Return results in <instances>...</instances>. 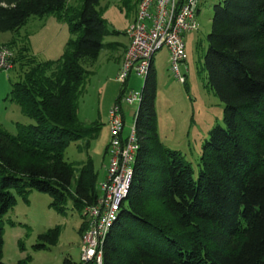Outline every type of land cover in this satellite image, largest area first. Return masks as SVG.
Listing matches in <instances>:
<instances>
[{"label": "trees", "instance_id": "16d2710c", "mask_svg": "<svg viewBox=\"0 0 264 264\" xmlns=\"http://www.w3.org/2000/svg\"><path fill=\"white\" fill-rule=\"evenodd\" d=\"M69 1L0 0L2 32H18L31 16L55 14L76 36L56 60L26 56V48L15 53L14 65L27 69L11 96L36 122H18L16 133L0 122V264H6L1 221L16 203L13 188L49 193L55 206L72 196L82 211L99 195L91 157L75 176L65 153L98 128L85 125L78 111L87 66L107 46L108 31L101 0ZM204 66L225 104L224 125L204 142L196 178L183 155L159 139L152 63L136 121L135 174L106 239L104 264H264V0L214 5ZM57 236L58 229L46 234L51 242ZM65 264L80 263L66 258Z\"/></svg>", "mask_w": 264, "mask_h": 264}, {"label": "rangeland", "instance_id": "374dc122", "mask_svg": "<svg viewBox=\"0 0 264 264\" xmlns=\"http://www.w3.org/2000/svg\"><path fill=\"white\" fill-rule=\"evenodd\" d=\"M70 5L80 6L82 0H70ZM136 0H101L99 8L106 21L105 42L124 40L123 32L134 15ZM204 4L199 16V29L184 37L186 60L181 70H186L187 83L176 78L163 48L155 54L157 132L161 143L177 150L190 163L194 177L200 172V158L204 142L216 125H224V102L208 84L204 56L208 48L214 5ZM119 31L113 34L112 31ZM72 35L66 21L55 14L31 16L18 32L0 31V47L6 46L18 52L24 49L26 56L37 60H56L66 49ZM15 39V43L11 40ZM11 42V43H9ZM27 52V53H26ZM121 49L105 47L83 84L80 97L79 118L87 126L98 128L94 137L72 141L65 156L73 163L75 176L88 157H91L96 178V189L101 190L109 163L106 148L110 139L108 116L110 109L120 99L124 90L141 92L145 77L131 75L128 85L117 80L123 62ZM27 66L17 63L13 68L0 70V122L12 133L17 132V123L33 124L35 119L26 115L17 101L12 99L14 82L18 81ZM132 117L126 118L125 133L129 132ZM90 139L87 145V140ZM16 195V203L5 214L1 223L4 227V243L1 259L6 264H65L70 258L75 263L82 261L81 239L87 227L84 211L75 207L73 197H67L59 206L52 205L53 197L46 192L30 189ZM58 229V236L51 242L46 237ZM40 245V246H39ZM90 264H97L92 262Z\"/></svg>", "mask_w": 264, "mask_h": 264}, {"label": "built area", "instance_id": "2783aa9c", "mask_svg": "<svg viewBox=\"0 0 264 264\" xmlns=\"http://www.w3.org/2000/svg\"><path fill=\"white\" fill-rule=\"evenodd\" d=\"M199 0H140L135 21L127 33L130 43L125 51L117 80L128 85L131 75H148L154 54L167 48L171 68L179 82L187 83L184 36L199 29ZM15 52L0 47V70L13 68ZM142 101V91H123L110 109L108 124L110 139L106 148L109 163L97 199L84 208L87 227L81 239L82 261L104 264L106 239L118 220L122 204L130 194L135 162L140 148L136 121ZM133 123L125 133L126 118Z\"/></svg>", "mask_w": 264, "mask_h": 264}, {"label": "crops", "instance_id": "0c3cea01", "mask_svg": "<svg viewBox=\"0 0 264 264\" xmlns=\"http://www.w3.org/2000/svg\"><path fill=\"white\" fill-rule=\"evenodd\" d=\"M220 0H199V7H198V16H197V18H199V16H200V14H201V12H202V10H203V7H204V4H207V3H210V2H219ZM137 11H138V6L136 5V7H135V12H134V15L132 16V18L130 19V23H129V26L135 21V19H136V16H137ZM199 20V19H198ZM129 26L127 25L126 26V29H125V31L123 32V34H124V36H125V39L123 40H114V41H111V42H108V44H107V47H110V48H112V49H121V56H123L124 57V54H125V51H126V49H127V47H128V45H129V43H130V39H129V36H128V33H127V30H128V28H129ZM191 33V32H190ZM188 34V33H187ZM187 34H185V35H187ZM185 37V36H184ZM105 40V39H104ZM163 49V48H162ZM167 49V48H166ZM168 51V50H167ZM157 53V52H156ZM155 53V54H156ZM155 54H154V56H155ZM168 54H169V52H168ZM154 58L155 57H153V66H154V64H155V60H154ZM121 68V67H120Z\"/></svg>", "mask_w": 264, "mask_h": 264}]
</instances>
